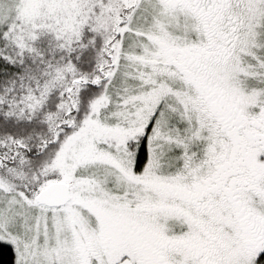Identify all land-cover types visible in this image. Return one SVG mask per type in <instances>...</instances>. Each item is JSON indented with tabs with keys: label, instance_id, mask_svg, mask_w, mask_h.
Here are the masks:
<instances>
[{
	"label": "snow or ice",
	"instance_id": "1",
	"mask_svg": "<svg viewBox=\"0 0 264 264\" xmlns=\"http://www.w3.org/2000/svg\"><path fill=\"white\" fill-rule=\"evenodd\" d=\"M0 264H264V0H0Z\"/></svg>",
	"mask_w": 264,
	"mask_h": 264
}]
</instances>
